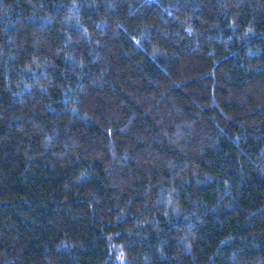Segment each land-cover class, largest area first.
<instances>
[{"label": "trees", "instance_id": "16d2710c", "mask_svg": "<svg viewBox=\"0 0 264 264\" xmlns=\"http://www.w3.org/2000/svg\"><path fill=\"white\" fill-rule=\"evenodd\" d=\"M0 264H264V0H0Z\"/></svg>", "mask_w": 264, "mask_h": 264}]
</instances>
